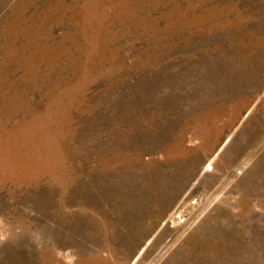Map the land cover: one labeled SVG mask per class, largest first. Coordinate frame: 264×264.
<instances>
[{
	"label": "rangeland",
	"instance_id": "1",
	"mask_svg": "<svg viewBox=\"0 0 264 264\" xmlns=\"http://www.w3.org/2000/svg\"><path fill=\"white\" fill-rule=\"evenodd\" d=\"M0 264H264V0H0Z\"/></svg>",
	"mask_w": 264,
	"mask_h": 264
}]
</instances>
